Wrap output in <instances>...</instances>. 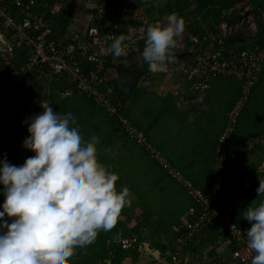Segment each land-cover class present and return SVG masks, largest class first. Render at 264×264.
Returning <instances> with one entry per match:
<instances>
[{
    "label": "built area",
    "instance_id": "2783aa9c",
    "mask_svg": "<svg viewBox=\"0 0 264 264\" xmlns=\"http://www.w3.org/2000/svg\"><path fill=\"white\" fill-rule=\"evenodd\" d=\"M134 1L90 0L93 6L88 8L82 27L67 38L66 46L57 47L46 39L48 20L44 12L35 10L38 6L48 8L47 1L0 0V32L12 31L10 42L27 46L29 65L41 68L45 75L66 76L64 81L72 87L60 91V94L75 92L102 107L115 119L126 137L172 176L192 199L181 223L172 229V241L163 254L161 264H189L191 246L209 225L214 227L215 238L214 242L203 247L202 264H264V208L253 220L243 224L236 222L234 217L242 209L247 193L224 176L227 140L250 88L259 79L264 66V48L255 42L258 34L257 15L252 7L244 5L245 1L221 9L214 24L216 32L199 41L191 58L182 62L183 80L197 92L204 91L210 80L220 76L235 77L242 82L241 95L231 108L216 140L210 192L207 195L172 166L126 117L112 84L119 73L115 67L105 68L106 52L115 50L111 45L117 39L120 40L118 49H122L123 54L132 53L131 63L142 71L135 82L139 87H148L156 72L171 70L173 66L166 49L171 36L162 31L157 16L150 17L146 13L147 7L139 12ZM129 9L132 10L131 18L136 22L124 32L119 22L113 19L121 12L120 22L126 21L124 12ZM261 21L264 25V12H261ZM79 29L81 32H78ZM250 30L253 32L248 33ZM235 35L246 38V44L250 46L230 48L227 39ZM88 39L91 41L88 42ZM82 59L89 64L85 70L80 66ZM114 242L125 250L141 248L133 237H122ZM43 264H49L46 257ZM106 264H110V261L106 260Z\"/></svg>",
    "mask_w": 264,
    "mask_h": 264
},
{
    "label": "rangeland",
    "instance_id": "374dc122",
    "mask_svg": "<svg viewBox=\"0 0 264 264\" xmlns=\"http://www.w3.org/2000/svg\"><path fill=\"white\" fill-rule=\"evenodd\" d=\"M165 1L135 0L134 6L138 8L139 12L151 6L150 17L159 16ZM81 3L89 9L93 6L89 0H62L56 7V12L58 13L64 7H69L74 15H78L76 18L81 19L82 16H85L82 13ZM244 5H246V2H244ZM131 11L129 9L124 12L126 23L125 27H121V31L126 32L132 23L136 22L131 18ZM160 18L163 23L162 31L165 34L173 37L176 32L179 33L180 37L178 39L180 41L178 42V49L190 52L195 45H199L200 42L190 34L187 27H182V22L187 25L192 19H186V17L177 18L175 14L160 15ZM83 23L84 20L76 26L81 28ZM134 27L137 26L135 25ZM249 32H253V30ZM11 34L12 31L9 30L0 32V38L7 41L11 46L10 51L0 53V64L7 68L6 76L3 77L5 80H10L15 76L10 70L13 58L12 46L27 48V46H23L22 44L11 43ZM201 34L205 35V33H200L199 35ZM186 40H190L189 46H186ZM113 43L112 47L116 48L113 51L114 54L123 56L122 49H118L120 48L119 42L113 40ZM26 65L27 67H23L24 71H29L30 73L34 69V66L28 63ZM22 66L20 67L21 70H23ZM30 75L34 76L35 74L32 72ZM157 75H159L160 83L152 81L146 88L135 84L136 88L131 90L130 94L128 93L130 98L129 101L127 100L128 103L124 109V114L138 130H144L146 126L145 122L150 119L153 121L157 120V105H171L172 102L169 98L155 95L148 88L150 86L154 87L155 84L157 86L162 85V83L164 86L173 88L175 83L169 81H172V78L177 80L176 77H183L182 69L174 70L173 67L171 70L161 71ZM61 77L65 80L67 79L64 75ZM220 78L222 86L213 87L209 93L210 98L207 101L208 105H216V108H211L207 114H212L216 109L219 111L223 110L230 101V98L235 94L231 90L234 89L235 92L239 91L237 82H232L226 76H220ZM38 80L41 92L36 95H30L24 101L14 105H19L20 114L25 115L26 119L24 121L17 120V118L12 119L13 121L9 122L10 131L13 129L15 131L12 139L4 138L0 140V187L15 178H27L29 182L35 185H39L49 178L54 182L51 184L49 191L45 193L46 201L49 204L52 202L53 193L66 185L68 187H75L81 191H85L83 187H90V193L101 204L102 193L110 192L107 185L118 183L117 181H113L115 179L107 167V165H112L114 166V171L120 174L122 180V184L120 185L122 187L121 195L131 203L130 212L139 215L143 211L148 210L152 212V219L161 221V224L163 223L164 226H167L171 230L172 227L170 228V226L173 223L166 225L167 221L170 220L172 222L177 220L178 216H181L186 208L192 204V199L186 194L182 186L160 168L134 141L119 133H111L107 119L108 114L102 107L80 94L65 97V100H61L64 102V105H62L60 103V99H63L61 96H55L56 99H54L51 95L56 93V91L52 92L53 75L43 76ZM259 81L251 86L252 89L248 95L249 100L243 106L240 114L241 117L239 116L240 121L238 120V128L240 127L241 133L246 132L249 134V137L241 143H238L240 141H235L237 135L232 139L233 142H236L233 144V147H236L230 164L233 171L240 170L249 161L260 157L257 163L259 174L253 181L252 187L249 188L242 205L243 207L237 214L242 218L254 216L264 208V105H256L255 99H253L254 93L264 97V77H260ZM3 82L5 81L0 78V85ZM231 83H233V88H227ZM144 108L150 109L144 111ZM243 117L245 118L244 123H246L244 126L240 125ZM247 119L251 121L247 123ZM178 126H180L179 130H184L181 133L183 148L181 155L183 158L189 155L196 157L198 155L205 156L209 154V149L213 144L212 140L215 138L213 134H216L217 131L213 133L206 132L203 130L204 127L199 126V124L190 126L178 124ZM152 132L149 134V137L154 140ZM107 135H110L115 141L111 140L110 144L109 142L101 143L103 138H109ZM120 139H123L124 143ZM153 142H151L153 146L156 144L161 152L169 156L168 150L160 144ZM131 148L134 155L132 158L125 157L126 150L130 151ZM123 158L125 159L124 167ZM175 167L181 169L182 165L180 164V166ZM144 168L148 173L145 172ZM61 171L72 175L71 182H55L59 178ZM183 172L185 173L184 170ZM154 176L156 182L153 181ZM40 194H43L42 190H40ZM86 194L91 196L89 193ZM110 195L111 192L108 197ZM138 200L141 203H138ZM143 203L145 205L149 203V205L144 206ZM181 221L182 219L175 224H179ZM146 233L148 236L150 231H146ZM130 237L135 238L136 236ZM43 240H45V237L42 235L40 244ZM129 257L125 262L131 264L133 256Z\"/></svg>",
    "mask_w": 264,
    "mask_h": 264
},
{
    "label": "trees",
    "instance_id": "16d2710c",
    "mask_svg": "<svg viewBox=\"0 0 264 264\" xmlns=\"http://www.w3.org/2000/svg\"><path fill=\"white\" fill-rule=\"evenodd\" d=\"M40 1L42 0H38V2ZM45 1H47L49 5L48 8L38 6L35 10L38 13L43 11L45 18L48 20L46 39L48 42L56 44L57 47L66 46L68 42L66 35L71 31L74 22L75 25L73 30L78 29V26H76L79 23L77 21L79 18H76L78 15H74L69 7H64L57 13L56 7L62 0ZM241 1L244 0H166L157 18L161 21L160 15L175 14L177 18L186 17V19H192L187 25L182 22V27H187L190 34L196 37L198 41H201L208 38V35H212L216 32L214 24L220 10L229 8ZM115 2L118 4V1ZM245 2L252 7L255 15H257L258 34L255 42L258 46L264 48V25L261 21V12H264V0H245ZM135 3L134 1V5ZM81 6L82 13L86 15L89 9L83 5V3H81ZM151 10L152 7L148 6L146 8V13L150 14ZM121 18L122 13L119 12L113 20L119 22L120 27H125L126 21L123 23L120 22ZM82 20L84 19L82 18L80 21ZM71 24L73 25L71 26ZM80 30L81 29H79L78 32H81ZM200 33H205V35H199ZM190 40L185 41L186 46L190 45ZM87 41L90 42L91 39ZM117 41L119 42L120 40L117 39ZM246 41V38H243L241 35H235L227 39V44L230 48L241 49L250 46V44H246ZM112 46L113 45H111V47ZM12 47L13 58L10 70L14 73V78L5 80L3 77L6 76L7 68L0 64V78L5 81L0 85V140L4 138L12 139L13 137L15 131L14 129L10 131L8 128L9 120L13 121L12 119L17 118L24 121L26 119L25 115L20 114L19 105H14L24 101L30 95L39 94L41 92V86L38 85V79L43 76H50L42 73V69L37 68V66L30 71V73L33 72L35 74L34 76H31L29 71L25 72L23 67H27L26 63L29 60L27 48H16L15 45ZM166 49L169 52L170 49L176 51L178 48L174 42H172V39H170V41L166 43ZM196 49L197 45H195L192 51L195 52ZM131 55L132 53H125L123 56H118L114 54L113 50L106 52L105 68L108 66L115 67L119 74L132 71L136 75V78H138L142 71L136 69L131 63ZM190 58V55L186 56L185 60H189ZM145 65H147L146 61ZM21 66L23 70L20 69ZM80 66L85 70L89 64L82 59ZM262 76L264 77V66L259 73V79L256 83L260 82L259 80ZM218 78L219 77H217V79ZM229 78L232 82L238 83L239 91L235 92L234 89H232L233 83L227 87L232 89L231 91L233 94L235 93L227 104V117L231 108L239 99L242 88V82L239 79L231 76H229ZM69 87H72V85L66 83L63 77L58 75L53 76L52 92L56 90L64 91ZM113 87L118 100L122 103V110L123 104L130 98L129 94L131 90L136 88V85L134 84L133 87L130 88L129 94L124 90L116 88L114 84ZM185 87L188 88V84L185 85ZM251 89L252 88H250L248 95ZM51 95L56 99V93ZM253 99H255L256 105H264V97L260 94L254 93ZM61 100L63 101L65 98L60 99V103L64 105V102ZM248 100L249 97H247L243 106L246 105ZM242 108L237 116L234 130L226 143L224 176L227 180L235 183L239 190H245L247 193L259 174L257 171V163L260 157L249 161L245 167L238 171H233L230 165L232 162V154L236 147H233V144L237 141H240L238 143L244 142L245 139L249 137V134L246 132L241 133L240 127L238 128V120L240 121L239 116ZM107 119L111 133H119L126 136L112 116L108 115ZM244 121L245 118L243 117L240 125L244 126L246 124ZM248 122H250V119H247V123ZM222 130H220L215 137L216 139L214 138V145L208 152L211 158L210 164L208 163L207 165L208 167L210 166L211 174V164L216 140ZM143 132H145V130H143ZM236 135V142H233L232 139ZM108 137L109 138L106 139L103 138L101 143L109 142L110 144L112 138L110 135ZM107 167L115 179L113 181H117L119 184L112 183L107 185L111 195L108 197L110 192H103L102 198L100 199L101 204H99V201H97L95 197L93 198L86 194L87 192L76 189L75 187H68V185L54 192L52 202L49 204L48 201H46L45 193L49 191L51 184L54 183L49 178L39 185L29 182L27 178H15L1 186L0 264H30L32 262L43 264L44 257L47 258L49 264H106V260H109L110 264H125L124 261L129 256H133L132 258L137 257V248L135 247L130 250L122 249L114 240L135 235L136 243L144 242L147 238L146 231H150L148 235L150 243L155 244L154 247L159 248L161 251H166L171 244L174 232L164 227L163 223L161 224L159 220L152 219V213L148 210L143 211L139 215L130 212L131 203L121 195L122 187L120 185L122 184V180L120 174L114 171V166L107 165ZM239 176L248 179L250 186L246 187L238 184L237 178ZM71 180V174L61 171L59 178L55 182L68 183L71 182ZM195 185L200 187L205 194H209L210 188H202L197 183H195ZM40 190L43 191L42 195L40 194ZM138 203H141V201L138 200ZM146 205L144 204V206ZM261 211H259L258 214H260ZM258 214L243 218L239 215H235L234 219L239 224H243L253 220ZM42 235L45 237V240L40 244ZM214 238V227L209 225L197 238V242L191 246L192 257L197 258L199 248L206 243L213 242Z\"/></svg>",
    "mask_w": 264,
    "mask_h": 264
},
{
    "label": "crops",
    "instance_id": "0c3cea01",
    "mask_svg": "<svg viewBox=\"0 0 264 264\" xmlns=\"http://www.w3.org/2000/svg\"><path fill=\"white\" fill-rule=\"evenodd\" d=\"M83 15H84V13H83ZM82 18L84 20H86V15H85V18H84V16H82ZM81 19H78V20H81ZM78 22H82V21H78ZM73 24L75 25V22ZM73 24H71V26ZM74 25L71 27V31L66 35L67 38L72 35L73 31H75V30H73ZM81 27H82V25H81ZM178 37H180L178 32L175 33L173 37H171L172 42H174V44L176 45L177 48L179 46L178 42L180 41V39H178ZM114 49H116V48L114 47ZM180 50L181 49H177L176 51H180ZM183 60H178L175 63L170 60V62L173 65L172 67L174 68V70H178L180 68L182 69V76H183V71H184L182 68ZM185 61H187V60H185ZM159 72H161V71H158L155 73L154 78L152 80L155 83H160L159 82L160 78H158L159 75H157ZM176 78H177V80L175 78H172V81L171 80L169 81V82L175 83L173 85V88L170 86H164L163 83H162L163 86L162 85L157 86L155 84L154 87L150 86L148 88V90L151 91L152 93H154L155 95L164 96L166 98H169V100L172 102H171V105H157L158 106L157 120L153 121L150 119L149 121L145 122V125H146L145 129H144L145 132H143V130H141V131L143 133H145V135L149 141H151V142L154 141L155 143L160 144L162 147H164L166 150H168L169 156H167L166 154L161 152V150L158 148V146H156V144H154L156 146V148L161 152V154L167 159V161L172 166H174V165L180 166V164H181L182 165L181 169L178 167H175V166L174 167L178 168L182 173H184L183 172V170H184L185 176L188 179H190L194 184L197 183L202 188L209 189L210 188V178H211V171L210 170L211 169H210V166L208 167L207 164L208 163L210 164V158L211 157H209V155L207 154L205 156L198 155L196 157L195 156L193 157V155H189V156H186L185 158H183L181 155V151L183 149L182 148V142H181L182 141L181 133L184 130L183 129L179 130L180 126H178V124H183L185 126L186 125L190 126V125H198L199 124V126L201 125L202 127H204V129H203L204 131L209 132V133H213V132L217 131V133L213 134V135L215 137L218 135V133L220 132V130H222V127L224 126V124L226 122V119H227L226 115L228 112V110H227L228 108L226 106L221 111L216 109V110H214L215 112H212V114H210V113L207 114L208 110H210L211 108H216V105H208L207 101L210 98L209 93L211 92L212 88L222 86V84L220 83L221 78L219 77L218 79L216 78L214 80L213 79L210 80L206 89L202 92L195 91L194 89H192L190 87V85H188V88L185 87V85H187V82H185L183 80L184 79L183 77H176ZM173 80H175V81H173ZM178 82H179V84H178ZM176 91H178V93H175ZM200 93L202 94V99H203L202 104H193V103L187 102L188 100L197 97ZM73 94L78 95V93H75V92H73V93L70 92L67 95L60 94V91L56 90L57 97L59 95L63 99L65 97H71V96H73ZM128 101H129V99H128ZM128 101L125 102V104H123V112H124V109H125ZM218 106L222 107L220 105H218ZM148 109H150V108H148ZM148 109L144 108V111H146ZM152 130L154 133L152 132ZM151 132H152V136H153L154 140H152L149 137V134H151ZM113 140L115 141V139H112V141ZM120 140L124 143L123 139H120ZM212 141H213V144H212V146H213L214 140H212ZM138 147L141 149L140 146H138ZM131 150H132V148H131ZM141 150H143V149H141ZM130 151L126 150L125 157L132 158V156L134 155V152H133V150L131 152ZM134 158L137 159L136 156H134ZM208 158H209V162H208ZM124 166H125V159L123 162V167ZM144 170H145V172H147L145 168H144ZM152 175H156V174H152ZM157 179H158V177H157ZM153 181L156 182L155 176H154ZM83 188H84L83 190H85V192L91 194L90 190H89L90 187H88V188L83 187ZM91 196L94 197L92 194H91ZM185 212H186V210H185ZM185 212H183V214H181V216H178L177 220H174L172 222H170V220H168L166 225L173 223L170 226V228L172 227V229H173L174 226L178 225L175 223L180 221L183 218V216L185 215ZM164 227L167 228V226H164ZM147 241H148V243H146ZM139 243H140L141 248L136 249L138 251V255L136 258L131 259L132 260L131 264H161V261L163 260L162 257H163V254L165 251L164 252L161 251V261L158 262V261L154 260L153 258H151V256H149L148 253L146 252V247H154L155 246V244L150 243L149 237L147 236V238L144 242H139ZM205 245H208V244L206 243ZM205 245H203L202 247L199 248L197 258L192 257L189 264H202V261H203V258H201L202 253H203L202 249L204 250L203 247ZM128 258H130V257H128ZM124 263L128 264L125 261H124Z\"/></svg>",
    "mask_w": 264,
    "mask_h": 264
},
{
    "label": "water",
    "instance_id": "95a60500",
    "mask_svg": "<svg viewBox=\"0 0 264 264\" xmlns=\"http://www.w3.org/2000/svg\"><path fill=\"white\" fill-rule=\"evenodd\" d=\"M10 50H11V46L7 43V41L0 38V53L4 52V51H10ZM191 54H192V52L174 51L173 49H170L169 59L175 63L178 60H180L186 56H189ZM112 82L116 88L124 90L126 93H129L130 88L136 82V75L132 71L127 72V73H120L116 77L113 78ZM187 102L193 103V104H202V102H203L202 94L200 93L197 97L190 99ZM9 122H10V120H9ZM9 125H10V123H9ZM237 183L244 185L246 187L250 186L248 179H244L242 176H239L237 178ZM146 252L154 260H156L158 262L161 261V250L159 248H157V247H146ZM30 264H36V263L32 262Z\"/></svg>",
    "mask_w": 264,
    "mask_h": 264
},
{
    "label": "clouds",
    "instance_id": "9594fccd",
    "mask_svg": "<svg viewBox=\"0 0 264 264\" xmlns=\"http://www.w3.org/2000/svg\"><path fill=\"white\" fill-rule=\"evenodd\" d=\"M170 52V51H169ZM190 52H193V51H190ZM194 53V52H193ZM193 54H191L190 56H192ZM180 60H183V58L182 59H180ZM184 61H185V59H184Z\"/></svg>",
    "mask_w": 264,
    "mask_h": 264
},
{
    "label": "flooded vegetation",
    "instance_id": "af4514ba",
    "mask_svg": "<svg viewBox=\"0 0 264 264\" xmlns=\"http://www.w3.org/2000/svg\"><path fill=\"white\" fill-rule=\"evenodd\" d=\"M180 51H183V50H180ZM17 120H19V119H17ZM245 179V178H244Z\"/></svg>",
    "mask_w": 264,
    "mask_h": 264
}]
</instances>
